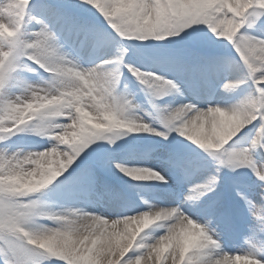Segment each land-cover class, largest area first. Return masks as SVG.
Returning <instances> with one entry per match:
<instances>
[{
    "label": "clouds",
    "instance_id": "9594fccd",
    "mask_svg": "<svg viewBox=\"0 0 264 264\" xmlns=\"http://www.w3.org/2000/svg\"><path fill=\"white\" fill-rule=\"evenodd\" d=\"M92 2L103 9L108 0H92ZM217 2L222 3L223 0H171V9L163 23L148 19L143 26L137 25L135 28L121 17L115 19L123 29L135 33L128 41H163L200 25L207 26L211 30L217 24L219 27L212 34L217 39L227 40L229 35L234 37L244 26L245 21L242 17L252 9L253 4L264 8V0H231L228 5V12L231 15L225 17L221 23L212 12L206 11ZM14 3L15 0H0V37L17 35L10 27L18 23L17 16L14 15L16 11ZM20 3L26 5L28 0H20ZM109 19H112L110 15ZM243 46L247 47V42ZM0 49L11 50L7 44H0ZM261 52L264 53V49H261ZM130 53L131 49L122 44L114 58L89 67H83L77 62L75 65L80 67L75 65L68 67L64 59L54 55L46 58L49 66L45 72L49 73V77L39 83L29 84L17 97L24 103V107L18 109V122L35 121L34 128L39 134L50 136L66 148L61 150L58 147H50L40 152L17 151L24 153L17 165L21 171L18 175L9 177L7 183L20 196H27L33 192L40 193L50 187L55 179L49 180V177L58 179L59 175L78 158L73 154L74 151L81 148L86 150L85 145L91 147L92 143L97 142L98 136L116 142L120 137L130 133L156 131L140 123L143 117L135 112L137 105L126 92L121 91L125 68L141 83L152 75L141 67L134 68L133 62L128 59ZM257 59L261 63L256 69V83L264 85V55ZM41 67L44 65L42 64ZM252 78L253 74L250 73L246 78L229 79L224 81L222 88L225 92L232 93ZM152 83L155 85L156 81ZM175 88L180 92L178 83ZM117 102L122 118L107 114L95 117L91 114ZM183 105L167 107L172 110L174 124L177 119L188 117L184 120V124L180 125L179 135L192 143H197L191 140L192 120H195L194 126L201 132L198 138L199 147L213 153L218 161H225V167H229L227 162L230 161L229 168L235 170L246 161V166L250 167L258 178L264 176V163L257 162L255 157L257 151H264V142L257 140L260 133L254 135L250 141V144L255 145V149L245 147L247 155L235 156L234 153L238 152L239 148L225 151V146L238 137L244 129L254 121L264 118V89H254L227 105L209 104L207 107H199L193 104V108L185 107L183 111H179ZM197 107L199 112L189 117V113ZM61 117H66L70 122L62 123L58 119ZM58 129L62 130L57 131ZM163 138L167 140L169 136L164 135ZM36 160L39 164H36ZM125 174L139 182L163 179L159 173L148 167L132 166ZM4 182L5 179L0 177V183ZM141 199L147 201L143 197ZM185 200L187 201V196ZM35 201L37 203L34 207L19 211L10 228L5 229L4 239H0V247H6L5 239L11 240L18 248L30 252L37 260V264L55 259L66 260L81 239L92 229V216L80 212L79 208L54 209L39 198ZM261 217H264V212H261ZM133 219H136L134 230L139 231L155 223L157 217L145 212ZM41 220H49L52 223L42 224ZM261 222L264 223V219ZM4 223L0 220V227ZM188 228L189 231L178 235L174 242V247L178 246L184 256L198 249H215L216 252L210 253V264H264V244H254L245 238V243L250 246L232 254L223 251L221 238L219 233L211 228V221L207 225L189 221ZM8 264H18V262L9 258ZM19 264L24 262L20 261Z\"/></svg>",
    "mask_w": 264,
    "mask_h": 264
},
{
    "label": "snow or ice",
    "instance_id": "6c2138e0",
    "mask_svg": "<svg viewBox=\"0 0 264 264\" xmlns=\"http://www.w3.org/2000/svg\"><path fill=\"white\" fill-rule=\"evenodd\" d=\"M230 3L231 0H223L222 3L217 2L210 9H206V11L212 12L220 19V22L223 23V19L231 15L228 12V5H230ZM80 5L89 12L95 10L93 14L95 15L98 13L99 16L103 17V21L121 40H129L135 33L123 29L121 24L116 22L115 17H121L126 20L133 28L137 25L143 26L148 19H155L163 23L171 9V0H108L107 5L103 9L95 6L92 0H80ZM14 7L16 9L14 15L17 16L18 23L10 27L13 28L17 35L14 37H0V44H7L11 49L10 51H3L0 49V61H3V63H0V142H4L10 137L28 129H32L39 133L34 128L35 121H28L26 123L18 122V109L24 107L22 100L17 98L19 95L15 98H8L4 95L6 85L12 74L17 70L19 62L24 59L30 60L33 64H36L45 71L49 66L46 63V58L49 55H54L64 59L68 67H73L75 65V61L68 58L62 51V37L57 30V25L60 26L67 36L74 38L80 47L105 45L115 39L102 24H94L75 19L56 9H47V14L53 18L52 22H47L45 19L39 18L36 15H32L29 20V9L32 7V0H28L26 5L21 4L20 0H15ZM109 15L112 19H109ZM21 17L22 19H20ZM242 19L245 21L244 26L240 28L234 37L229 35L226 41L234 47L240 60L247 69V76L250 73L253 74V78L250 79V81L254 85V89H264V85H258L255 79L256 69L261 63L257 57L264 55V53L261 52V49H264V37L250 35L243 31L246 26L248 28L258 26L261 31H264V8H260L258 4H253L252 9L246 13ZM30 22H35L39 27L37 30L28 33L27 26ZM218 27L219 24L213 26L211 30L209 27L207 28L213 32ZM225 35H227V33H225ZM218 40L220 42L225 41L224 39ZM245 42H247V47L243 46ZM42 64L44 67H41ZM75 66L80 67L79 65ZM221 66L222 62L220 61L211 64V67L214 69L220 68ZM133 67H137L136 62H133ZM175 67L179 68L180 65L176 64ZM125 70L128 71L127 68H125L124 71ZM33 71L35 70L33 69ZM144 71L150 72L152 75L142 83L139 82L151 92L154 98L163 99L173 92H179V89L175 88L177 84L176 81L168 79L158 72L150 70ZM154 80L156 81L155 85L152 83ZM153 107H155L160 114L162 128L154 127L143 118L140 123L148 125L150 128L156 129V131H145L142 133H150L163 138L164 135L170 137L173 133L179 134L181 132L180 125H183L184 120L188 119V117L177 119L174 124L171 109L160 108L156 104H154ZM185 107L191 109L193 108V104L185 103L179 111H183ZM196 112H199V107L195 108L193 112H190L189 117L193 116ZM91 114L95 117H101L107 114L108 116L122 118L120 117L118 102L115 105L110 104L101 111L92 112ZM200 115L202 116L203 113ZM60 121L62 123L70 122L66 117H61ZM192 123L191 140L197 141V143L194 144L202 149L198 146V138L201 134L200 129L194 126L195 120H192ZM248 128L252 129L250 133L251 138L257 133H260V135L257 136V140L258 142H264V118L254 121ZM246 129H244L238 137L243 136ZM61 130L62 129H58L57 131ZM158 133H163V135H158ZM236 138L234 140H236ZM105 139L106 138L99 136L96 138L97 141ZM187 140L190 141L189 139ZM109 141L114 143V141ZM233 141L225 146V151L233 149L230 147ZM94 144H96V142L92 143V145ZM51 147H58L61 150L66 148L65 145L60 144L58 141ZM98 147H103V145H98ZM249 147L255 149V145L249 144ZM85 148L89 149L90 147L85 145ZM204 151L207 155L213 157L220 166L225 167V161H218L213 153L206 150ZM84 153V148L74 151L73 154L78 158L75 159L74 163H71V166L76 164V167L72 168V171L68 173L65 180L60 182L58 188H62L69 182L84 188L93 187L97 168H107L111 170L114 165L115 168L123 174L129 172V166L124 163L116 162L115 158L110 156H97L90 163L85 164L81 161V163L77 164L76 162L80 160ZM23 155L24 153L22 152L9 153L7 149L0 150V177L5 179L4 183H0V220L5 222L3 226L0 227V239H4L5 229L10 228L19 211L34 207L37 203L35 199L31 197L39 192H33L27 196H20L7 183L9 177H13L20 173L21 169L17 165ZM234 155L237 157L247 155L245 147L239 148V151L235 152ZM33 159H35V157H33ZM35 162L39 164L38 160ZM170 163L173 167H177L184 172L186 178L193 174L194 169L192 165L185 161L172 160ZM227 163L229 167H231V162L229 161ZM246 164L247 162L245 161V163L241 164L239 167H245ZM151 169L159 173L163 178L158 180L161 184L166 185L168 183L169 177L164 171L154 168ZM217 172H219V168ZM61 175L62 174H60L59 177ZM126 176L130 178L129 175ZM53 179H55V181L57 180L55 177H49V180ZM258 179L264 181V176H260ZM218 183L219 176L211 175L203 182L194 184L189 190L187 201L185 200L183 202L190 204L189 209H185L181 204L168 207L149 205L146 211L135 212L132 215H124L116 218H111L98 212H88L83 209H78L80 212L92 216L93 227L88 235L83 237L81 242L76 245V248L68 258L62 261H64L65 264H168L170 260L171 264H210V254L206 259L202 258L205 254L204 249L194 250L189 252L187 256H184L178 246L174 247V242L178 235H182L189 231V221L200 225H207V223L211 221V228L215 229L212 226V218H209L207 210L202 208L201 204L203 198L217 188ZM137 187H139V185ZM239 194L247 205L249 212L261 222L262 219H264V217H261V212H264V202H257L254 199H250L246 193ZM144 203L148 204V201H144ZM145 212L154 214L157 217L156 222L142 230L135 231L133 226L136 224V219L133 218H137L141 213ZM161 216L168 218L160 219L159 217ZM222 220L227 222V217H222ZM154 226L164 228V233L158 237H146L145 233L147 230ZM261 227L262 230H264V223L262 222ZM4 244L6 247H0V257L3 258L4 264H8L9 258L15 259L18 264L20 261H23L24 264H30V262L31 264H37L30 252L26 249L18 248L13 241L5 239ZM166 253H168L167 257L165 255Z\"/></svg>",
    "mask_w": 264,
    "mask_h": 264
},
{
    "label": "rangeland",
    "instance_id": "374dc122",
    "mask_svg": "<svg viewBox=\"0 0 264 264\" xmlns=\"http://www.w3.org/2000/svg\"><path fill=\"white\" fill-rule=\"evenodd\" d=\"M51 1H56L55 2H47L45 0H37V2H35V4L32 5L31 8H33L35 11H39L40 13H42L43 15H47V9L51 8V9H56L59 10L60 12H62L63 14L75 18V19H80V16L77 13H71L69 12V10H66V8L63 6L64 3L66 4H72L77 6H80V0H51ZM30 8V9H31ZM29 9V10H30ZM50 17V16H49ZM53 20V18H51ZM51 20V22H52ZM89 23H94V22H89ZM97 24V23H94ZM99 24V23H98ZM39 26H37V28H32V27H27V32L30 33L31 31H35L38 29ZM57 30L60 34L62 35H66L63 30L60 28L59 25L56 26ZM109 33L112 34L113 37H115V39L110 42L107 43L105 45H89L87 47L90 48V46H94L96 49H98V51L102 54H105L104 59H108V58H112L115 55L118 54V48L120 47L121 44H123L124 46L128 47L131 49V53L132 54H136L139 51H145L148 52V56L152 57L155 59V62L152 63V68L150 69V71L155 70L154 72H158L159 74H161L160 71H157V69L165 71L166 73H170L172 68L170 65H167L165 63H167L164 59L163 53L161 50H159L158 52H151V49H160V48H149L150 46L144 45V44H140V42H135V41H128V40H121L115 33L113 30H111L110 28L103 26ZM196 28V27H195ZM254 28V27H253ZM249 28L246 26L245 27V31L249 32L248 34L250 35H255L254 33H251L249 30ZM252 29V28H250ZM189 30H187L186 32L182 33L183 35L186 34ZM209 37H204L201 39V42H205L208 41V43L215 41V38H212V32L210 31ZM261 34V33H260ZM27 35V33H26ZM66 43H70L72 41V37L68 36L67 39L65 40ZM65 43V45H66ZM223 43H227V41H223ZM141 45H144L145 47H142ZM62 47H64L63 41H62ZM67 50V49H65ZM62 49L63 53L67 55L66 51ZM76 52H79L80 50L76 49L74 50ZM138 51V52H136ZM235 55L240 59V57L238 56V54L236 53V51L234 52ZM228 54V53H225ZM68 58L72 59L69 55H67ZM185 56L189 58V54L185 53ZM227 57V56H224ZM103 60V59H101ZM100 60V61H101ZM98 61V62H100ZM130 62H136L134 60H129ZM31 62V61H30ZM30 62H25V61H21L19 62V66L17 68V70L12 74L9 82L6 85L5 91H4V95L8 98H15L17 95H19L29 84H36L39 83L41 80L43 79H47L49 77V73L45 72L43 69L39 68L37 65H34ZM220 62H222V66L220 68L214 69L213 67H211V65L209 66V72L211 74H213V78L215 79L213 81L215 87H218V81L219 82H223L226 79H235L236 76L238 75H232L231 73L233 72L232 70V64L234 65V63H231L229 61L226 60H220ZM95 63H90L88 66H92ZM138 67H143L141 63L136 62ZM84 67V66H83ZM158 67V68H157ZM156 68V69H154ZM193 68H195V66L193 65ZM33 69L35 71H33ZM143 70H146V68H142ZM189 70H187L186 68H182L180 70H177L175 68L174 73H173V77L172 79L174 81H176V83H178L180 85V89H182V94H184L183 98H180V100L178 101L177 105L179 104H185V103H189L191 102L192 104L195 105H200L203 102H198V101H190L188 99H190V95H199V93L201 92H197V91H193L195 89L193 84H190L189 82V78L191 77L189 74ZM125 73H129L127 70H125ZM207 73V72H205ZM210 74V75H211ZM132 75V74H131ZM230 75V76H229ZM247 77V71L245 70V75L242 72V76L241 78L238 79H242V78H246ZM124 80L122 82H126L128 79L125 76V78H123ZM237 79V78H236ZM138 81V80H137ZM139 82V81H138ZM197 84V83H196ZM200 85H203L204 83L202 81H200L198 83ZM125 90L123 92H126L129 96V98L132 99L133 103L135 105H137V107L135 108V112L137 114H139L140 116H142L144 118V120L150 124H152L154 127L156 128H162V125L160 123V119H154V112L150 109L151 107L149 106V104L147 103V101L144 99L145 97L143 96V94L134 91L131 85L128 84V81L125 83ZM193 91V94H192ZM254 91V86L252 84V82H248L247 84L241 86L237 91L234 92V94H237L240 97L246 95L247 93ZM213 97H217L215 92H211ZM225 101L227 100L228 102L222 103L221 105H227V104H231L234 102V97L232 95V93H228L225 92L224 90H222L221 94H219ZM238 98V99H239ZM237 99V100H238ZM59 120L61 118H58ZM249 129V128H248ZM246 129V130H248ZM245 130V131H246ZM32 129H29V132H31ZM252 132V129L248 131V133H244L243 136L239 137L237 140L233 141V143L230 145V147L232 148H242V147H248L251 141V136L250 133ZM140 135V137L142 136V138H146L150 139L153 142V145L155 146V148L157 147L158 150H156L155 153V157L164 163V165H158L157 168L155 167L154 169L157 170H162L164 171L168 177H169V181H171V179H173V176L171 175V171L175 168L172 166V164H168L169 162H171L173 159L172 157L169 156V153H176V149L178 148H182L183 150L186 149L188 151V153L190 155L183 157L181 154L180 159H176L179 161H185L187 163H189L190 165H192L194 171L197 172V175H195L194 178H192L193 180L191 181V183L189 184V187L187 186V188L190 190V188L197 183H201L204 180H206L209 176L211 175H218L219 176V183L217 185V188L211 192L208 193L206 195V197L203 198L202 204L201 206H203V204H206L208 201L212 202L215 197L218 195V189L220 188V179L222 178V167L218 164V162L216 161L215 163H206V162H197V160L195 159L198 154L201 155H207V153L198 148L194 143L188 141L187 139H185L184 137H182L181 135L177 134V133H173L169 139L164 140L162 137L160 136H156V135H152L150 133H137ZM42 135V134H41ZM45 140V141H44ZM237 142H240L242 146L240 147H235L234 145H236ZM41 143V144H39ZM56 141L53 140L50 136H46L44 135V138H31L30 136H25L23 138H21V140H15L12 141L11 143H9L6 147H0V150H4L7 149V151L9 153H13V152H17V150H15L17 147L22 146L24 144H34V145H43L44 148H38L36 146H28L26 149L22 150L23 152H29V151H41L47 148H50L53 144H55ZM23 149V148H22ZM196 154V155H195ZM107 156L110 157H114L116 162L118 163H124L127 166L131 167L129 165L130 163V156L129 157H121L118 155H113L111 156L110 153L107 154ZM208 156V155H207ZM211 157V156H209ZM255 157L257 162L259 163H264V155H260L259 151H257L255 153ZM77 163V162H76ZM85 164H87L88 162H84ZM76 164L72 165L64 174H67L69 172L72 171V168H75ZM150 167V166H147ZM152 168V167H151ZM219 168V172H217V169ZM233 170V169H232ZM102 171L104 172V174L100 173L99 171L96 172V179H95V183L94 186L91 188H84V191L81 193L79 191H77L74 187L78 186L75 185L74 187H72L71 182H69L67 186H64V189L67 190L66 192H62V189L58 190V191H54L51 194L50 197V201H61L62 198H64V196H68L67 194H69V204H68V208H79V209H83V210H90L88 212H96L95 209H98V207L101 208V210L104 211H108L109 214H111L112 216H114V218L116 217H120V216H124V215H132L135 212H142V211H146L148 210L149 205H163L160 203V198L161 199H167L169 198V196H172V193H170V189H166L164 188L165 185L161 184L159 182V187L160 190L156 191H150L149 193H144L143 190L141 188H135V186H130L132 184H128L129 187L133 188V189H137L138 192L137 193H132L133 197L129 198V197H125L122 192H121V187L120 185L123 184L122 181H118V180H132L131 178H129L128 176H126L125 174L121 173L118 169L115 168V166L113 165L112 169L109 170L107 168H103ZM234 171H236V176H234V181H240L241 175L243 174V172L246 171L245 167H239L236 168ZM106 174V175H105ZM68 176V175H67ZM249 177V181L255 183V185L252 187L253 192L256 191V193H254L250 198V199H254L257 202H264V181H260V187L258 186L259 183H256V180L258 179V177L256 176V174L253 172L252 174L250 173ZM65 179H63L64 181ZM117 180V181H115ZM150 182H157V181H150ZM126 186V184H125ZM119 187V188H118ZM164 188V189H163ZM53 189H55V187H53ZM141 189V191L139 190ZM262 189V190H261ZM259 190H261V192L259 193ZM52 191V190H51ZM156 192V193H153ZM152 193V194H151ZM77 194H81L78 195ZM189 194V193H188ZM187 194V195H188ZM36 195H33L31 198L35 199ZM46 197V196H45ZM141 197H143L144 199H146L148 201V204L144 203V200L141 199ZM230 197H232L233 199H237V197L234 194H230ZM228 198V202H225L224 204H219L218 207L213 210V213L211 214L212 219H218L215 222V226L217 228H223V229H229L231 228V224L227 221L224 222L221 218V216L226 213L229 209L228 204L232 203L231 199L229 197ZM119 201V202H118ZM111 202L114 203H118V212L114 211L110 205L105 206L106 204H109ZM45 203H49V201L45 202ZM106 203V204H105ZM158 203V204H157ZM165 204V203H164ZM61 204H57L56 207H61ZM142 208V209H141ZM98 212L101 214H104L103 212H101L98 209ZM250 223L249 225H247V227H245V237L244 238H248L252 243L254 244H264V230H262L261 227V222L258 221L255 217H251L250 216ZM44 222H47V220H45ZM49 225V224H47ZM165 229L162 227H158V226H154L152 228H150L149 230H147V232L145 233L146 237L148 238H153V237H158L159 235H162L164 233ZM250 245L246 244L244 242L243 245H241L239 248H237L236 253L239 251H242L245 248H248ZM213 252H216L217 250L212 249ZM171 251V250H169ZM225 251H228L227 249H225ZM212 253L211 251H206L205 250V254L202 257L203 259H206L207 256ZM235 254V253H234ZM166 257L168 256V253L165 254ZM37 262V260H36ZM0 264H4V260L2 257H0ZM31 264V262H30ZM44 264H65L64 261L59 260V259H55L52 260L50 262L45 261ZM168 264H171V261H168Z\"/></svg>",
    "mask_w": 264,
    "mask_h": 264
},
{
    "label": "bare ground",
    "instance_id": "6f19581e",
    "mask_svg": "<svg viewBox=\"0 0 264 264\" xmlns=\"http://www.w3.org/2000/svg\"><path fill=\"white\" fill-rule=\"evenodd\" d=\"M97 56H103V54L98 53ZM88 59H90V56L88 57ZM84 60H85V59H84ZM234 75H235V76L238 75V76H236L237 79L240 78L239 73L234 74ZM236 78H235V79H236ZM147 182H150V181H147Z\"/></svg>",
    "mask_w": 264,
    "mask_h": 264
}]
</instances>
